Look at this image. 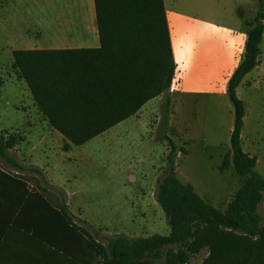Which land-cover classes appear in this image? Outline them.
Returning a JSON list of instances; mask_svg holds the SVG:
<instances>
[{"label": "trees", "instance_id": "1", "mask_svg": "<svg viewBox=\"0 0 264 264\" xmlns=\"http://www.w3.org/2000/svg\"><path fill=\"white\" fill-rule=\"evenodd\" d=\"M257 3L255 15L245 20V49L227 86L235 119L231 151L224 155L220 170L233 166L237 174L247 176L227 208L209 203L179 176L177 157L187 150L168 133L171 101L167 97L161 105L157 136L168 150L155 198L171 232L102 236L88 220L70 211L64 189L51 185L58 192V206L45 196L47 188L28 190L22 212L24 206L39 202L40 237L54 253L53 264H193L191 259L204 248L207 255L196 264H264V214L258 208L264 199V176L255 169L256 156L242 147L246 105L237 94L245 75L260 61L264 0ZM95 8L98 47L13 51V66L49 123L65 136V150L136 114L167 91L175 75L164 0H95ZM18 141L14 134L0 132V159L40 174L49 185L42 169L23 165L11 151ZM31 229L37 233L34 221Z\"/></svg>", "mask_w": 264, "mask_h": 264}, {"label": "crops", "instance_id": "2", "mask_svg": "<svg viewBox=\"0 0 264 264\" xmlns=\"http://www.w3.org/2000/svg\"><path fill=\"white\" fill-rule=\"evenodd\" d=\"M27 1L30 2L14 0V4L12 3L18 10V15L13 17V34H8L10 23L0 25V39L7 41L6 46H0V73L17 70L13 66V51L16 49H62L100 45L95 0H34L37 11L36 22L25 17L24 12L27 15L29 13ZM17 2L19 4H16ZM164 2L176 63L175 75L167 91L146 102L136 114L121 121V139L128 142L129 139L126 137H129V125L137 128L135 141L142 150L149 152L143 156V159H146L150 163L149 168L154 170L156 164L152 159L150 143L159 142L166 149V153L167 145L165 141L157 140L155 135L148 137L146 130L156 129L163 102L167 97L170 98L168 133L179 146L187 150L186 153H179L178 159L181 155L189 153L187 146L202 128L193 118L203 105H209L214 112L221 103L225 102L228 105L230 101L227 93L228 80L242 58L246 41V19L239 13V7L243 10V6L236 0H229L230 7L233 6L229 12L231 21L216 18L211 12L209 13L205 0H164ZM223 8L225 11L227 7L224 5ZM22 9L26 11L22 12ZM263 41L264 34L260 44L259 64L245 75L237 87V94L238 88L244 87L249 81L264 82V55L261 48ZM260 69V72H255ZM10 80L11 83L13 82L12 88L21 90H17L16 93L21 92L22 97H25L22 92L26 93L27 102L25 98L19 101L22 114H12L4 120L0 117V132L5 131L19 138L11 151L23 165L42 169L49 185L40 174L19 170L0 159V171L8 175L0 173V264H53L54 253L47 248L45 240L40 237L39 202L24 206V212L22 206L24 196L28 197V190L32 189L47 188L46 196L53 185L64 189L69 195L66 185L77 176L61 172L60 166L66 165L69 150L73 146H70L69 150H64L65 136L49 123L47 117L38 108L26 81L22 77L16 80L10 78ZM153 104L156 108L152 109ZM152 112L155 113L156 122L150 127ZM213 118L215 119L216 116ZM233 125L234 123L228 127L229 134ZM143 161L136 162L137 167L131 166L132 171L129 172V176L133 181L142 177L144 170H147L148 166L143 164ZM29 172L37 175L35 184L32 179L26 178ZM22 182L27 184L26 188ZM69 208L79 218L89 221L81 210L76 214L71 204ZM41 210L42 213L43 206ZM33 221L38 228L37 233L31 229ZM170 232L171 226L168 223L165 232L160 234Z\"/></svg>", "mask_w": 264, "mask_h": 264}, {"label": "rangeland", "instance_id": "3", "mask_svg": "<svg viewBox=\"0 0 264 264\" xmlns=\"http://www.w3.org/2000/svg\"><path fill=\"white\" fill-rule=\"evenodd\" d=\"M29 1H27L28 15L24 12L26 9H22V12L25 13L26 18L36 22V1ZM205 1L209 13L211 12L216 18L231 21L229 12L233 6L230 7L229 0ZM236 1L243 6V10L239 7L241 11L239 13L245 19H252L258 10L257 0ZM12 3L14 4V0H0V25L10 23L8 30L10 35L13 34V17L18 15L17 6ZM224 5L227 7L225 11ZM8 44L10 45V42ZM6 45L7 41L1 38L0 46ZM261 48L264 55V41ZM260 71L261 69L255 72ZM19 77L16 69L10 73H0V117L3 120L8 119L12 114L23 113L19 101L25 98L27 102L26 93L22 92L25 97H22L21 92L16 93L17 90H21L12 88L13 82L11 83L10 80ZM238 95L246 105L242 147L246 152L256 156L255 169L264 176V82L249 81L244 87L238 88ZM155 104L152 105V109L156 108ZM154 115L155 113L152 112L150 127L156 122ZM234 119L235 110L230 101L228 105L225 102L221 103L219 108L216 107V112L209 105L204 104L193 118L202 128L187 146L189 153L177 159V169L181 179L193 184L204 199L222 210L227 208L236 191L247 178L237 174L233 166L220 170L227 149L229 148L228 152L231 151L228 127L234 123ZM158 126L159 123L155 130L149 128L146 133L148 137L155 135L157 140L163 142L157 136ZM141 128L142 126L139 127ZM128 129L129 137H126L129 139L128 142L121 139L120 122L82 145H71L73 148L68 149L70 154L66 159V165L60 166L61 172L77 176L66 185L69 191L68 203L71 204L73 212L79 214L81 210L83 214L85 213L89 222L102 236L118 233L130 237L148 236L165 232L169 223L155 198L157 179L166 164V149L159 142L150 143L149 148L153 152L152 159L156 169L149 168L150 163L143 159V156L149 152L142 150L135 141L137 128L129 125ZM165 144L167 145L166 142ZM142 160H144L143 164L148 166H146L147 170H144L142 177L133 181L129 176V172L132 171L131 166ZM35 176L37 175L30 172L26 174V178L32 179L34 184ZM50 190L46 196L54 206H58V192L52 188ZM258 208L264 214V199ZM206 255L207 248H204L191 259V263H200ZM158 264L163 262L159 261Z\"/></svg>", "mask_w": 264, "mask_h": 264}]
</instances>
